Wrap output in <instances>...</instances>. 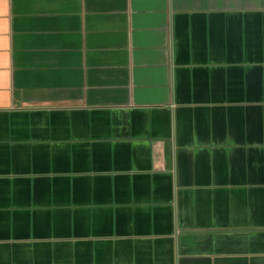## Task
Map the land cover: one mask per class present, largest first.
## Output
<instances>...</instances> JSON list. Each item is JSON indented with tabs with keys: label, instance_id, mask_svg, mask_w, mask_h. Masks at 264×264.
I'll return each mask as SVG.
<instances>
[{
	"label": "crops",
	"instance_id": "obj_1",
	"mask_svg": "<svg viewBox=\"0 0 264 264\" xmlns=\"http://www.w3.org/2000/svg\"><path fill=\"white\" fill-rule=\"evenodd\" d=\"M0 264H264V0H0Z\"/></svg>",
	"mask_w": 264,
	"mask_h": 264
}]
</instances>
